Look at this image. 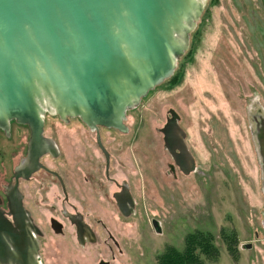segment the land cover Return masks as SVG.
Returning a JSON list of instances; mask_svg holds the SVG:
<instances>
[{"label":"rangeland","instance_id":"1","mask_svg":"<svg viewBox=\"0 0 264 264\" xmlns=\"http://www.w3.org/2000/svg\"><path fill=\"white\" fill-rule=\"evenodd\" d=\"M199 2L203 8L173 74L126 111L129 132L117 140L138 139L137 157L123 149L118 158L119 177L129 185L136 213L118 220L109 202L90 201L118 247L97 224L94 241L82 243L66 222L62 234L46 232L40 239L41 264H99L101 259L165 264L166 253L184 251L192 264H264V173L257 145V128L264 121V0ZM180 61L179 80L166 86ZM169 108L181 115L195 159L196 168L189 174L168 171L171 160L160 129ZM43 118V135L57 144L63 158L51 162L60 163L55 164L58 171L71 180L69 163H89L81 161L78 152L86 153L81 143L73 149L86 140V129L69 125L72 117L64 120L52 111L45 110ZM20 139L27 143L26 135ZM0 151L1 190L25 149L4 141ZM96 154L91 153L95 160ZM75 156L81 160H71ZM98 160L103 162L101 155ZM116 167L110 173H120ZM244 243L250 247H242Z\"/></svg>","mask_w":264,"mask_h":264},{"label":"water","instance_id":"2","mask_svg":"<svg viewBox=\"0 0 264 264\" xmlns=\"http://www.w3.org/2000/svg\"><path fill=\"white\" fill-rule=\"evenodd\" d=\"M202 8L199 0H0V129L8 132L14 120L30 132L28 167L14 172L13 196L19 177L51 150L45 110L126 132V111L173 74ZM169 123L167 139L193 163L173 114ZM257 133L264 173L263 120ZM16 223L20 230L0 212V262L39 264L25 252L36 240ZM152 225L160 231L156 220Z\"/></svg>","mask_w":264,"mask_h":264},{"label":"flooded vegetation","instance_id":"3","mask_svg":"<svg viewBox=\"0 0 264 264\" xmlns=\"http://www.w3.org/2000/svg\"><path fill=\"white\" fill-rule=\"evenodd\" d=\"M172 114L174 115L177 127L184 134L183 142L192 156L193 163L189 165L186 163L185 155L179 149L177 140L173 136L167 139L172 126L169 123ZM70 120L75 121L70 122L69 125L74 124L76 128H85V132L90 134L87 135L85 133L83 137L86 140L79 141L73 146L75 150L79 143L83 145L86 153H78H82L84 159L81 160L75 156L71 160L79 159L83 162H87L88 160L89 163H69V166H67L69 167L67 168V176L68 178L71 177V180L65 179L64 175L58 171L55 165L57 163L51 162L63 159L58 146L52 139L43 135L45 141L50 144L51 150H46L39 155L37 168L28 177H19L16 196H13L12 191L15 185L13 176L15 171L9 174L8 180L3 183L4 185L0 190V212L17 230H20V227L16 223V219H19L21 230H26L33 235L37 246L35 248L34 244L28 245L25 252H27V258L30 261L31 257L34 259L38 257L39 264H41L39 252L40 239L47 236L46 232L62 234L66 222L75 230L77 238L82 243L94 241V238H96L94 226L97 224V227L103 233H106L108 238L118 247V243L113 240L111 231L108 229L106 223L98 218L94 207L91 209L90 201L100 199L109 202L113 209L112 213L118 220L136 213V200L130 192L129 185L126 180L119 177V174H122V170L119 167L120 162L118 158L121 156L123 149H130L131 156H138L137 137L135 136L130 141H117L120 139V135L126 136L129 131L122 132L104 127H99L98 130H95L86 126L78 117H72ZM19 128L28 130L27 134L23 133ZM160 130L163 136L164 149L171 160L168 163V171L174 174L176 170L183 174L192 172L196 168L195 159L186 142L184 129L181 125V115H178L173 108H169L168 116ZM25 135L27 136V143L21 144L20 138L23 139ZM4 141L12 143V145H16L17 143L25 149V155L20 160V165L17 168L20 167V169L26 170L30 146L28 126L18 124L14 120L10 121L8 132L0 129V142L4 144ZM94 152L101 155L103 162L98 160L100 155L97 156L96 154L95 156L98 161L91 157V153ZM2 153L0 151V155ZM114 163L117 164L116 168L121 170L120 173L116 171L110 173L111 168L115 165ZM126 165L130 166V164ZM189 167L191 170L186 172ZM129 171L136 174V171L131 167ZM43 223H45V227ZM111 261L101 259L99 264L102 262L112 264Z\"/></svg>","mask_w":264,"mask_h":264},{"label":"trees","instance_id":"4","mask_svg":"<svg viewBox=\"0 0 264 264\" xmlns=\"http://www.w3.org/2000/svg\"><path fill=\"white\" fill-rule=\"evenodd\" d=\"M191 54L192 53L189 52L186 57L188 58ZM181 61L179 62L180 63L179 71H177L175 73V75H173L169 80H167V82L165 83L166 86L172 87L179 80V78L182 74V65H183V63H181ZM202 235H204V234H202ZM194 247H199V245H196ZM166 252H167V250L164 253H166ZM216 254H217V252L215 253V256H216ZM188 257H190V254H188L187 251H184L183 253H175V252L173 254L166 253V255L163 258H167V262L165 264H192V263H189L190 259Z\"/></svg>","mask_w":264,"mask_h":264},{"label":"bare ground","instance_id":"5","mask_svg":"<svg viewBox=\"0 0 264 264\" xmlns=\"http://www.w3.org/2000/svg\"><path fill=\"white\" fill-rule=\"evenodd\" d=\"M200 1H203V0H200Z\"/></svg>","mask_w":264,"mask_h":264}]
</instances>
